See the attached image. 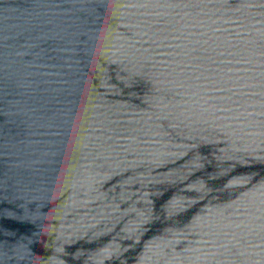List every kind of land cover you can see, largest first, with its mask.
Instances as JSON below:
<instances>
[{
	"label": "water",
	"instance_id": "95a60500",
	"mask_svg": "<svg viewBox=\"0 0 264 264\" xmlns=\"http://www.w3.org/2000/svg\"><path fill=\"white\" fill-rule=\"evenodd\" d=\"M0 264H264V0H0Z\"/></svg>",
	"mask_w": 264,
	"mask_h": 264
}]
</instances>
